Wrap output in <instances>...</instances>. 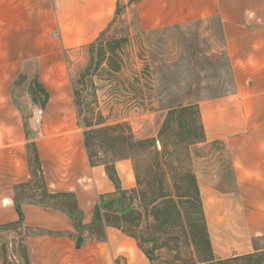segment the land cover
I'll return each mask as SVG.
<instances>
[{"label":"crops","instance_id":"crops-1","mask_svg":"<svg viewBox=\"0 0 264 264\" xmlns=\"http://www.w3.org/2000/svg\"><path fill=\"white\" fill-rule=\"evenodd\" d=\"M30 6L39 8L30 13ZM117 6L133 12L141 32L217 20L232 88L196 103L204 139L193 146L191 169L213 259L263 252L264 0H0V228L19 221L16 197L18 227L28 232V264H157L135 238L107 222L108 214L118 218L129 207L125 198L136 188L131 161L112 163L118 190L104 166L89 163L71 101L65 110L50 95L38 121L37 112L22 98L16 105L11 93L12 70L45 51L47 37L53 51L89 46L109 27ZM14 21L21 22L16 29ZM30 145L42 189L73 196L82 229L63 211L18 199V190L33 181Z\"/></svg>","mask_w":264,"mask_h":264},{"label":"rangeland","instance_id":"rangeland-1","mask_svg":"<svg viewBox=\"0 0 264 264\" xmlns=\"http://www.w3.org/2000/svg\"><path fill=\"white\" fill-rule=\"evenodd\" d=\"M38 8L30 6V13ZM135 24L133 12H124L122 6H117L109 27L94 43L53 51L47 37L45 47H42L45 51L31 58L22 68L12 70L10 75L14 78L11 93L16 105L20 106L22 98V103H28L31 111H44L46 100L53 94L55 106L61 105L65 110L71 101L82 137L85 131L115 127L111 134L98 133L88 137L86 153L92 162L111 165L122 158L124 153L120 149V137L127 131L134 142L155 140L157 149H160L159 140L168 152L177 145L179 156L184 151L187 137L195 138L197 133L192 127L198 126V120L192 115L185 114L181 118L174 116L169 123L170 129L159 139L158 134L168 114L166 111L225 95L232 88L227 60L221 52L222 38L216 19L154 32H141ZM0 25H4V22ZM20 25L21 22H13L15 29ZM33 55L37 56V53ZM55 65L61 67L56 69ZM58 76L62 77L63 84L58 83ZM61 94L66 97H61ZM40 117L37 116L38 121H41ZM195 144L189 146L190 160ZM151 145L143 143L142 152L134 151L140 157V170L157 158L161 159L149 152ZM30 146L33 181L28 187L18 190V199L37 204L58 202L69 208L70 200L54 201L36 197L42 191V184L33 162L34 148ZM143 149L146 151L143 152ZM212 151L213 148L205 153L210 155ZM183 158L182 155L180 160ZM127 160L133 165L132 159ZM173 161L174 158H171ZM175 166L182 167L183 163ZM140 180L141 187L136 185L135 190L125 198L133 213L118 218L108 214L107 222L115 223L133 234L157 264H196L194 244H199L201 248L204 240L201 218L196 215V204H188L190 201L187 199L174 197L181 212L180 217L166 206L160 211L168 213L167 217L160 215L155 218L151 209L146 212L140 205L138 193L145 189V173ZM97 226L96 236L99 231ZM27 233L19 227L0 228L2 264H28L23 245ZM256 244L262 247L260 241ZM215 262L264 264V251Z\"/></svg>","mask_w":264,"mask_h":264},{"label":"trees","instance_id":"trees-1","mask_svg":"<svg viewBox=\"0 0 264 264\" xmlns=\"http://www.w3.org/2000/svg\"><path fill=\"white\" fill-rule=\"evenodd\" d=\"M91 49H92V46H91ZM185 114L186 116L192 115L198 120L197 106L190 105V106H185L181 108L170 109L162 125V128L158 134V138L161 139L163 135L170 129L169 123L174 116L181 118ZM197 123H198V126L196 128L192 127L194 128V132L197 133L195 138H189V136L187 137L188 139L186 138L187 141L186 142L184 141L185 147L182 149L184 151L180 152L181 154L179 156L177 155L179 154L177 145H174L171 148V152H168L166 150L164 143L160 140H159L160 149H157L155 140L134 142L131 134H129L128 131H127L128 133L126 132V134L122 133L120 137V144H121L120 149L123 151L124 155L122 156V158L118 160L129 159V158L133 160L132 167H133V173L135 176L137 187H141L142 182L140 179L142 175L145 173V184H144L145 189L142 192H139L138 194H139V198L141 201L140 205L146 212H148V209H151L150 212L151 213L153 212V217L159 218L160 215L167 217L168 213H165V212L162 213L160 211V208L166 207V206L168 208H172L174 210L173 213L176 212L175 215L179 216L181 212L179 208L177 207V203L173 199L174 197L178 199L185 198L188 201H190L188 202V204H192V202L196 204V208L198 210L196 215L197 216L199 215L201 218V224L203 228V239H204L201 244L202 249L200 248L199 244L197 243L194 244V251L196 253L195 256H196L197 263L199 264L218 263L219 264L220 262H215L212 256L211 246H210L209 238H208V235L205 229L204 218H203L202 210H201V200L199 196L198 185L196 183V180L194 178V175L191 169L192 165H191V160L189 156V146L194 143L202 142L204 139L202 127L200 126L199 121H197ZM114 128L115 127H109V128H103L101 130H94V131L90 130V131L83 132V138H84V144H85L86 150H88V137H90V135L98 134V133L111 134L114 131ZM143 143H152V145L150 146L149 152H153L156 156L160 157L161 159L157 158L156 160H154V162L148 163L143 168V170H140L141 169L140 160H139L140 157L134 151L140 150V152H142L141 149H142ZM145 151L146 150H144L143 152ZM182 155L184 156V158L183 160H180ZM168 158L170 159L168 160ZM171 158H174L173 162H171ZM88 160H89V163L93 166H97V165L104 166L107 176L112 181V183L115 185V187L119 190V182L113 172V169L110 168L112 164L108 165V164L101 163V162H92L89 156H88ZM33 162L37 166V172L40 173V168L38 166L36 155H34ZM181 163H183L182 167L175 166L177 164L180 165ZM41 184H42V180H41ZM165 190H167L168 192H163ZM40 197L51 199L54 201L58 199L70 200L71 204L69 205V208H67L63 203L61 205L58 202H55L53 204L49 203V204H42V205L44 207H52L54 209L65 212V214H67V216L74 221L75 229L77 230L82 229L80 222H79L80 212L76 208L73 196L71 195L53 196V195L47 194V192L44 189H42L40 193ZM15 208H16L17 214L19 215V221L16 224L7 226V227H18L22 221V214L20 211V207L17 203L16 197H15ZM127 213L129 214L133 213V209L131 207L127 208V212L123 214L122 216L126 215ZM98 219H99L98 211L95 210L93 223L96 222ZM111 224L120 227L119 225L115 223H111ZM122 229L129 236L135 238L133 234L128 233L124 228ZM77 244L79 245L80 241H78ZM191 264H195V263H191Z\"/></svg>","mask_w":264,"mask_h":264},{"label":"built area","instance_id":"built-area-1","mask_svg":"<svg viewBox=\"0 0 264 264\" xmlns=\"http://www.w3.org/2000/svg\"><path fill=\"white\" fill-rule=\"evenodd\" d=\"M37 115L40 116L41 115V112H37Z\"/></svg>","mask_w":264,"mask_h":264}]
</instances>
